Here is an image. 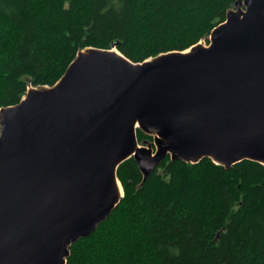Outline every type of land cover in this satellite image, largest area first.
I'll list each match as a JSON object with an SVG mask.
<instances>
[{"label": "water", "instance_id": "obj_1", "mask_svg": "<svg viewBox=\"0 0 264 264\" xmlns=\"http://www.w3.org/2000/svg\"><path fill=\"white\" fill-rule=\"evenodd\" d=\"M225 22L209 47L143 63L117 44L80 51L55 86L0 110V264H67L124 197L131 158L143 184L168 156L264 165V0L238 1Z\"/></svg>", "mask_w": 264, "mask_h": 264}, {"label": "trees", "instance_id": "obj_2", "mask_svg": "<svg viewBox=\"0 0 264 264\" xmlns=\"http://www.w3.org/2000/svg\"><path fill=\"white\" fill-rule=\"evenodd\" d=\"M240 0H0V110L30 84L53 87L80 51L116 49L134 63L184 52ZM1 133V128H0ZM139 142L153 136L137 129ZM124 197L67 264H264V165L227 170L168 156L143 184L134 158L118 168Z\"/></svg>", "mask_w": 264, "mask_h": 264}, {"label": "rangeland", "instance_id": "obj_3", "mask_svg": "<svg viewBox=\"0 0 264 264\" xmlns=\"http://www.w3.org/2000/svg\"><path fill=\"white\" fill-rule=\"evenodd\" d=\"M236 9V6L233 8V10H235ZM199 45H201V46H204V47H209V45H210V37H209V43L207 42V41H202V42H200L199 43ZM118 51V50H117ZM119 52V51H118ZM30 88H37V89H47V88H51V87H34V86H32L31 84H30V86H29V88H28V90L30 89ZM28 92V91H27ZM27 94V93H26ZM26 96V95H25ZM24 96V97H25ZM24 99V98H23ZM149 135V134H148ZM153 136V135H152ZM154 142H155V137L153 136V139L152 140H147V141H145V142H139V144H140V146H145V147H149L150 146V144H154ZM153 150L154 151H156L157 150V147L155 146V145H153ZM171 159V158H170Z\"/></svg>", "mask_w": 264, "mask_h": 264}, {"label": "bare ground", "instance_id": "obj_4", "mask_svg": "<svg viewBox=\"0 0 264 264\" xmlns=\"http://www.w3.org/2000/svg\"><path fill=\"white\" fill-rule=\"evenodd\" d=\"M120 192H121V195H122L123 194V188H122L121 184H120Z\"/></svg>", "mask_w": 264, "mask_h": 264}]
</instances>
